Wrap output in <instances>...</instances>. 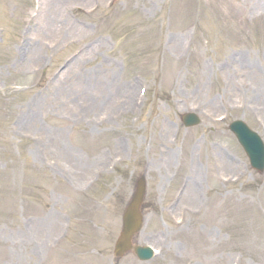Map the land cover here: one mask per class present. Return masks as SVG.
<instances>
[{"label": "rangeland", "instance_id": "rangeland-1", "mask_svg": "<svg viewBox=\"0 0 264 264\" xmlns=\"http://www.w3.org/2000/svg\"><path fill=\"white\" fill-rule=\"evenodd\" d=\"M111 1L0 0V264H264V170L227 130L264 141V0ZM140 175L157 253L115 261Z\"/></svg>", "mask_w": 264, "mask_h": 264}, {"label": "water", "instance_id": "water-1", "mask_svg": "<svg viewBox=\"0 0 264 264\" xmlns=\"http://www.w3.org/2000/svg\"><path fill=\"white\" fill-rule=\"evenodd\" d=\"M230 128L234 131L243 147L247 151V154L249 155L253 166L261 171L263 169L264 148L259 138L256 136V134L248 130L246 125L240 121L232 123L230 125ZM141 196L142 192L138 190L135 194L133 204L128 208V210H126L124 214L123 230L116 245L117 253H120L124 249L125 245L127 247L130 235L138 227V205L140 203Z\"/></svg>", "mask_w": 264, "mask_h": 264}, {"label": "bare ground", "instance_id": "bare-ground-1", "mask_svg": "<svg viewBox=\"0 0 264 264\" xmlns=\"http://www.w3.org/2000/svg\"><path fill=\"white\" fill-rule=\"evenodd\" d=\"M46 19H43V22L45 21ZM131 89V86H128V85H122V89L117 91V92H120L119 95L120 97L117 99L118 102H120L125 108L128 107V105H130L131 103V99L129 100V96L127 93L123 92L125 90H130ZM123 92V93H122ZM112 93L113 92H109L107 95L108 97L112 96ZM123 95V96H122ZM134 102V100H132ZM97 102V101H96ZM132 102V103H133ZM91 104V103H90ZM89 104V105H90Z\"/></svg>", "mask_w": 264, "mask_h": 264}]
</instances>
